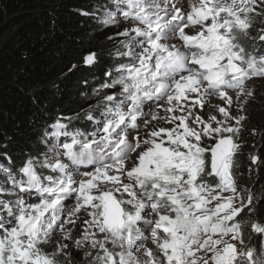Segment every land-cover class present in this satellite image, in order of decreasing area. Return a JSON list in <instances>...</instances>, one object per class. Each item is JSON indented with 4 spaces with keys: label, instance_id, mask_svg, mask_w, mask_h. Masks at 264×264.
Segmentation results:
<instances>
[{
    "label": "snow or ice",
    "instance_id": "1",
    "mask_svg": "<svg viewBox=\"0 0 264 264\" xmlns=\"http://www.w3.org/2000/svg\"><path fill=\"white\" fill-rule=\"evenodd\" d=\"M112 3L115 12L100 19L115 26L118 13L131 22L115 34L122 37L115 56L128 62L107 72L97 93L119 90L103 96L99 121L87 113L95 132L57 118L44 133L47 152L28 155L15 172L0 164V264H72L67 241L86 264H264V223L241 216L245 209L251 216L256 197L235 171L253 96L247 82L264 77V28L249 31L264 24V0ZM84 60L92 65L96 53ZM213 97L224 106L209 103L219 116L205 119L195 109ZM249 159L260 162L255 153ZM246 227L261 237L259 251L245 241Z\"/></svg>",
    "mask_w": 264,
    "mask_h": 264
},
{
    "label": "trees",
    "instance_id": "2",
    "mask_svg": "<svg viewBox=\"0 0 264 264\" xmlns=\"http://www.w3.org/2000/svg\"><path fill=\"white\" fill-rule=\"evenodd\" d=\"M107 10L115 12L112 0H1L0 164L15 172L28 155L41 156L44 133L57 118L72 117L69 129L86 133L88 122L80 121L85 109L102 110L110 89H97L110 79L107 72L125 62L115 56L120 46L107 38L100 19ZM254 26L256 36L264 24L258 20ZM89 53H96L92 65L84 60ZM244 112L235 171L256 200L251 216L248 209L241 216L264 223V81L253 89ZM250 153L259 155L257 165ZM249 240L259 251L261 237L246 227Z\"/></svg>",
    "mask_w": 264,
    "mask_h": 264
},
{
    "label": "rangeland",
    "instance_id": "3",
    "mask_svg": "<svg viewBox=\"0 0 264 264\" xmlns=\"http://www.w3.org/2000/svg\"><path fill=\"white\" fill-rule=\"evenodd\" d=\"M0 2H1V0H0ZM185 9H187V3L186 2H185ZM116 15H117V19L119 20V23L116 24L115 26H107V28L105 29V33H106V36L108 39H110L109 37H112L111 40L120 46L119 42L122 39V37H118L115 34L122 31L126 27H131V22L123 20L119 16V14H116ZM254 27L255 26H253V28L249 30L252 36H255V34H253ZM175 42L179 43L178 41H175ZM244 43L246 45H248L247 44L248 41H245ZM124 59H125L124 63H127L128 62L127 59L126 58H124ZM261 81H264V77H255V78H253L247 82V87H249L253 90ZM118 90H119L118 88L117 89H110L109 94L113 91H118ZM229 94L233 96V100H234V103H233L232 108H231L232 115L236 116V115L241 114L238 110L237 104L235 103V93L230 92ZM209 103L213 104V105L224 106L225 102L220 100L218 97H213V98H210L209 102L205 104L203 110H200L199 108L195 109V111L199 115L203 116L205 119H207L209 113L219 116V114L216 112L215 108L209 107ZM147 104L152 105L151 111H156L159 107L158 102H155V101L147 102ZM85 111L86 112L84 113V116H83L85 118L82 120L80 119V121L88 122V126L86 127V133H84L85 135H88V134L95 132L97 130V124L94 121H90L87 119V113L90 111L92 113V115L96 118V120L99 121L101 119V115H100L101 111H99L98 113H95L96 110H91V108H87V109H85ZM148 111H149V108L146 106L145 112L147 113ZM242 114H244V113H242ZM159 115L160 116L164 115L163 109H159ZM65 122L68 123V121H65ZM138 123H140V125H141L140 135H141V137H144L146 135L148 129H144L142 120L138 121ZM153 124H156L157 126H160V127H171V125L165 123L163 120L153 121ZM149 127H151V125ZM133 135H135V133H133ZM63 139L64 138H61V142H63ZM48 147H49V144L44 143L42 145V152L40 153V155L47 152ZM38 171H40L43 175L52 174V173H49V171L47 169H39ZM4 180H5V177L2 174H0V182H2ZM5 198H8V197H5ZM72 203H74V202L68 203V206L71 207ZM149 218L154 219V217H149ZM83 219H84V214L81 213V221ZM67 227H73V226L68 225ZM80 227H81V224H80V222H78L74 228V231H73V237L74 238L80 235V230H79ZM146 235H147V233H146ZM55 239L59 240L60 239L59 235H57L55 237ZM67 243H69V251L72 252V264H86L82 251H76L75 249H73L71 241H67ZM44 247H45L46 251L51 252L54 249V242L50 243L48 245H45ZM147 247L154 248V245L149 241L147 243ZM60 259L63 261V257H60Z\"/></svg>",
    "mask_w": 264,
    "mask_h": 264
},
{
    "label": "flooded vegetation",
    "instance_id": "4",
    "mask_svg": "<svg viewBox=\"0 0 264 264\" xmlns=\"http://www.w3.org/2000/svg\"><path fill=\"white\" fill-rule=\"evenodd\" d=\"M243 113H244V115L246 116V114H245L244 110H243ZM243 124H244V122H243Z\"/></svg>",
    "mask_w": 264,
    "mask_h": 264
}]
</instances>
